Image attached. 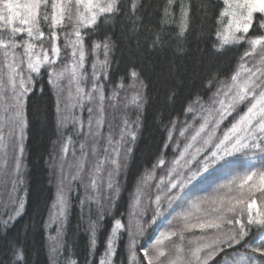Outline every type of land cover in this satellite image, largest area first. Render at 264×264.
Wrapping results in <instances>:
<instances>
[{"label":"snow or ice","instance_id":"snow-or-ice-1","mask_svg":"<svg viewBox=\"0 0 264 264\" xmlns=\"http://www.w3.org/2000/svg\"><path fill=\"white\" fill-rule=\"evenodd\" d=\"M45 74L57 133L43 222L51 264L65 251L73 193L82 220L88 211L84 264H117L122 241L127 264H264V0H0V264H29L27 226L8 232L25 210L28 101ZM153 104L160 143L97 260ZM240 158L249 166L204 190ZM161 216L166 226L145 244Z\"/></svg>","mask_w":264,"mask_h":264},{"label":"trees","instance_id":"trees-1","mask_svg":"<svg viewBox=\"0 0 264 264\" xmlns=\"http://www.w3.org/2000/svg\"><path fill=\"white\" fill-rule=\"evenodd\" d=\"M147 2V0H145ZM195 2V0H193ZM155 5L156 0H152ZM175 25H167V29L174 28ZM214 38V37H213ZM209 37L205 36L200 41L201 46L207 42ZM210 47V45H208ZM232 55V54H230ZM116 56L120 57V52L116 53ZM115 68V65L113 66ZM123 67V64H121ZM145 75L149 77L148 88L145 89L149 96H154L159 88V84L156 82V78L149 72H145ZM118 74L113 75V80H118ZM43 86L46 89V93L40 92V87ZM187 89H185V94ZM155 105L148 108L144 115V128L143 138L138 142V145L134 149V157L129 163V167L126 172H123L121 180V192L119 197L115 201V205L110 207V215H106L104 220V227L98 234V246L96 250V258L103 253L104 240L108 230L112 226L114 218H121L123 214V220L127 222V212L129 209V203L131 195L135 191L136 181L138 176L144 171V169L150 168L151 150L154 149L161 140V129L155 123L153 117L155 115ZM28 119L29 124L26 129V140L24 142V176L25 186L27 188V197L24 213L19 217L15 225L9 229L8 236H15L18 232H24L25 226H27V255L29 264H51L48 256L47 247V235L44 229V220L48 218L49 209L55 197V186L50 183L53 179L51 176L52 168L50 166L51 158L56 154L54 152L53 141L57 140L56 126H55V107L54 99L51 97V91L48 89L47 76L43 77L41 83L36 86V95L28 101ZM130 119H135V110L130 109L128 111ZM147 141V143H145ZM57 150H58V146ZM78 148V145H77ZM172 152L169 150L168 159L172 158ZM249 166V162L240 158L236 162V166L231 169H225L216 174L212 180L204 186L205 191H211V189L230 175L236 172H242L245 167ZM159 179V172L151 183ZM21 195L24 193L21 192ZM195 195H203L204 192L197 191ZM3 199H7L5 193L0 192ZM76 194L73 193V201L69 211V215L64 224V240L65 251L58 258L59 264H66L67 259H77L79 264H84L85 257L87 256L88 236L85 232L87 227L86 220L88 217L87 209L84 212V220L81 219V208L79 200L75 198ZM0 211H3L2 204H0ZM96 209L93 207L92 215L95 216ZM151 215V213H149ZM166 226V219L164 216L158 218L157 223L152 225L146 235L143 237L145 244L149 243L158 231ZM52 234H55V226L50 229ZM126 240V236H125ZM6 251V244L3 240H0V261L6 259L4 253ZM117 264H127V253L124 250V242H121L119 254L116 257Z\"/></svg>","mask_w":264,"mask_h":264}]
</instances>
